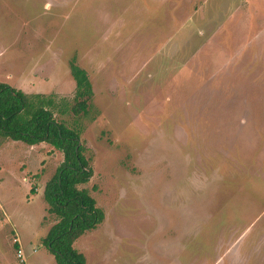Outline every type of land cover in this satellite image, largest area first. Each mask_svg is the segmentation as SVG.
Wrapping results in <instances>:
<instances>
[{"label":"rangeland","instance_id":"1","mask_svg":"<svg viewBox=\"0 0 264 264\" xmlns=\"http://www.w3.org/2000/svg\"><path fill=\"white\" fill-rule=\"evenodd\" d=\"M240 1L0 0V82L71 101L74 58L92 84L86 115L54 111L103 211L84 264H264V0ZM62 159L0 137V264H56Z\"/></svg>","mask_w":264,"mask_h":264},{"label":"trees","instance_id":"2","mask_svg":"<svg viewBox=\"0 0 264 264\" xmlns=\"http://www.w3.org/2000/svg\"><path fill=\"white\" fill-rule=\"evenodd\" d=\"M75 81L72 100L54 94L25 93L0 82V137L28 145L50 144L63 155L54 174L45 182L43 198L47 210L56 217L42 241L56 264H84L85 257L74 248V241L103 220V211L85 187L92 176L89 159L80 140L81 128L69 127L54 117V111L86 115L93 96L86 71L69 63ZM32 192L34 188H31ZM17 246V245H15Z\"/></svg>","mask_w":264,"mask_h":264},{"label":"built area","instance_id":"3","mask_svg":"<svg viewBox=\"0 0 264 264\" xmlns=\"http://www.w3.org/2000/svg\"><path fill=\"white\" fill-rule=\"evenodd\" d=\"M18 256L21 258L22 261H25L24 254L21 250L18 252Z\"/></svg>","mask_w":264,"mask_h":264},{"label":"crops","instance_id":"4","mask_svg":"<svg viewBox=\"0 0 264 264\" xmlns=\"http://www.w3.org/2000/svg\"><path fill=\"white\" fill-rule=\"evenodd\" d=\"M240 2H243L245 5H247V2H249V1H247V0H241Z\"/></svg>","mask_w":264,"mask_h":264}]
</instances>
